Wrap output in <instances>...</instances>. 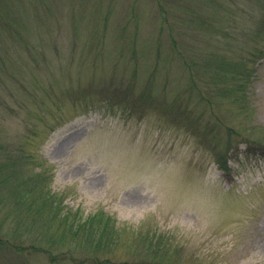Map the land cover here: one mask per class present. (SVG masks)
Returning a JSON list of instances; mask_svg holds the SVG:
<instances>
[{
	"label": "rangeland",
	"instance_id": "rangeland-1",
	"mask_svg": "<svg viewBox=\"0 0 264 264\" xmlns=\"http://www.w3.org/2000/svg\"><path fill=\"white\" fill-rule=\"evenodd\" d=\"M132 3L24 0L0 21V238L26 247L0 264H97L104 243L108 264H264V152L246 146L264 143V13L239 0L252 19L228 41L225 10L203 5V29ZM223 58L251 72L241 101L185 65ZM100 214L113 241L98 219L69 235Z\"/></svg>",
	"mask_w": 264,
	"mask_h": 264
},
{
	"label": "trees",
	"instance_id": "trees-1",
	"mask_svg": "<svg viewBox=\"0 0 264 264\" xmlns=\"http://www.w3.org/2000/svg\"><path fill=\"white\" fill-rule=\"evenodd\" d=\"M22 1V2H21ZM245 4H247V8H248V12L250 10L249 6L251 4V2L258 4V7L260 8L261 12L264 13V0H244ZM21 2V3H20ZM37 2V1H36ZM40 2V1H39ZM139 0H133L132 6H134L133 8H135L136 5H138ZM152 2L154 4H156V13L158 14V17L160 18L161 22H165L168 23L169 19H170V15L175 17V14L173 12H170L171 9L170 7H175L177 8V12L181 11V15L185 16V17H180L178 14L176 15V17H180L179 18V22L178 25H182L183 23H189L192 25H202L203 29H206L205 27L208 26L210 28H213L212 26L208 25V21L209 17H207L205 14H203L202 12V6L203 5H209L210 9L212 11V14L215 15H220L224 10H225V15L227 14V26L223 27V29L225 30V34L227 35L228 38L225 37V39H227L228 41H231L230 38H232L233 40L236 38V35L238 34H243V35H247L246 31H247V26L249 23V20L252 19L251 17H248L247 19V15L245 13L244 19H242V15L240 13V8L239 7H235L234 4H237L239 2V0H231L230 3H225L220 1V0H152ZM24 3V0H0V21H3L4 23H6L8 20H12V18L16 15V12L18 9H20V6ZM33 4H35V2H32ZM38 3V2H37ZM229 4V6H228ZM36 5V4H35ZM184 6H187L189 9L186 12L184 10ZM251 13V12H250ZM135 14V9H133L132 11V17ZM212 16V15H211ZM213 17V16H212ZM135 18V16H134ZM215 19V18H214ZM215 23L211 24H216V22H218L216 19L214 20ZM226 21V20H225ZM13 32V31H12ZM161 32H163V28L161 29ZM173 32V31H172ZM264 32V18L262 21V25L260 27V29L258 31H256L257 35H260L261 33ZM224 34V35H225ZM163 36L158 38L157 41L155 42V46L157 44V51L158 53H160L161 50V42L159 40H162ZM174 41V47L177 50H180V45L181 43ZM182 46V45H181ZM181 55H183V53H181ZM180 55V56H181ZM264 55V46L262 45L261 48L258 50V53L255 55V57H262ZM137 56V55H135ZM157 57L160 58V55H157ZM220 61H218V59H216L214 61V64L216 65L218 62L220 63L218 65H216L215 67H209L212 66V61L210 62V60H204L203 63H198L195 60L190 61V63H187V61L185 62V65L188 66V69L190 70V72H192L194 74V77H196L197 73L202 74L204 77H208L210 76V79L212 81V83L214 84V95H216L218 93V95H233L235 96L236 100H240L243 98L242 95L237 96L238 92H240L239 94H241L242 92L245 93L244 88L245 85L247 86L248 83V79L251 78V72L250 70H248L245 65L244 66V70L242 72V75L240 78L236 77V73H235V69L233 70V67H235L233 64L237 65V63H229L230 61L227 60L226 58L220 59ZM220 66V68H219ZM230 66V68L228 67ZM194 70V71H193ZM231 72H234V75H230ZM250 80V79H249ZM235 82V84H232L231 82ZM243 81V83H242ZM244 81H246V84L244 83ZM213 95V96H214ZM144 98V97H143ZM243 101V100H242ZM230 131V135L231 133H233L234 131L231 128H228ZM246 146H247V151L248 153H251V150H256L257 152L262 151L264 152V143L263 142H256L253 140H249V142H246ZM227 153V152H226ZM220 158L223 159H219L221 166H227L228 165V161L227 159L228 156L224 155ZM5 165H0V185L4 184V183H9L11 180V176L9 175H5L3 172ZM2 182V183H1ZM21 199V196H20ZM18 201H19V197H18ZM45 204H51V199L50 196L49 197H45L42 200ZM3 202L0 199V208H2ZM47 214L46 216L40 217L42 220H45V222L47 223H51L52 221H50L51 219L54 220L56 217H54V214ZM22 215H20L21 217ZM25 218H30L32 217V213H27L26 215H23ZM36 217V215H34ZM41 216V215H40ZM99 220V223L103 226V228H105L104 232L102 234L103 235H107L108 234V239L113 241V238L115 237V232L117 231H113L114 228H112L113 226H110V223L112 221L111 217L106 216L105 214H100L97 217L93 216L90 219H87L84 223H81L80 225L83 227L79 228V230L77 231H70L69 230V235H72L73 238H77L78 234H80L81 231H84L88 233V235H90V233L92 232L93 226L92 225L95 220ZM23 224H27L26 222L22 221L19 224V227H22ZM27 232V231H26ZM85 236V235H84ZM75 238V239H76ZM64 239V237H63ZM33 244V243H32ZM108 243H104V244H99L97 249H95L93 251V255H95V262L97 261V264H108L107 261H101L100 258L98 257V255H96L98 252H100L104 246V251L107 250L106 246ZM32 248L35 249H39V246L33 244ZM2 249H4L5 251L8 250H17V252H22L26 249V247L23 246V244H17L14 242H10L7 238H0V252L2 251ZM8 249V250H7ZM109 249V247H108ZM101 253V252H100ZM57 258V257H56Z\"/></svg>",
	"mask_w": 264,
	"mask_h": 264
}]
</instances>
